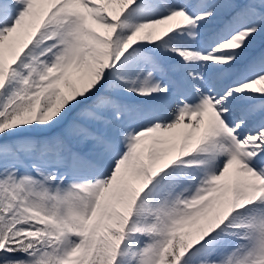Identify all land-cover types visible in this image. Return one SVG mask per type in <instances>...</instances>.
I'll return each instance as SVG.
<instances>
[{"label":"snow or ice","instance_id":"snow-or-ice-1","mask_svg":"<svg viewBox=\"0 0 264 264\" xmlns=\"http://www.w3.org/2000/svg\"><path fill=\"white\" fill-rule=\"evenodd\" d=\"M0 264H264V0H0Z\"/></svg>","mask_w":264,"mask_h":264}]
</instances>
